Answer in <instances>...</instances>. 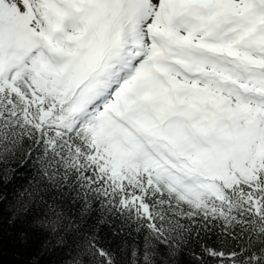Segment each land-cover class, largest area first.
Listing matches in <instances>:
<instances>
[{"label": "snow or ice", "instance_id": "1", "mask_svg": "<svg viewBox=\"0 0 264 264\" xmlns=\"http://www.w3.org/2000/svg\"><path fill=\"white\" fill-rule=\"evenodd\" d=\"M0 264H264V0H0Z\"/></svg>", "mask_w": 264, "mask_h": 264}, {"label": "trees", "instance_id": "2", "mask_svg": "<svg viewBox=\"0 0 264 264\" xmlns=\"http://www.w3.org/2000/svg\"><path fill=\"white\" fill-rule=\"evenodd\" d=\"M10 259H11V257H10Z\"/></svg>", "mask_w": 264, "mask_h": 264}]
</instances>
